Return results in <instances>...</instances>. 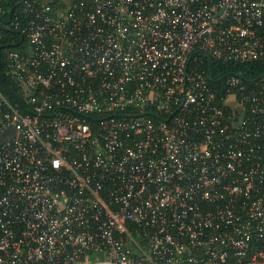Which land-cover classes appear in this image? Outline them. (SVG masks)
I'll return each instance as SVG.
<instances>
[{"label": "built area", "instance_id": "obj_1", "mask_svg": "<svg viewBox=\"0 0 264 264\" xmlns=\"http://www.w3.org/2000/svg\"><path fill=\"white\" fill-rule=\"evenodd\" d=\"M10 5L0 264H264V0Z\"/></svg>", "mask_w": 264, "mask_h": 264}, {"label": "trees", "instance_id": "obj_2", "mask_svg": "<svg viewBox=\"0 0 264 264\" xmlns=\"http://www.w3.org/2000/svg\"><path fill=\"white\" fill-rule=\"evenodd\" d=\"M16 0H4L6 7L10 5V2ZM17 6V4H16ZM20 38V35H18ZM209 71L215 75L213 80H218V82H223L224 76L229 72H241L243 76L246 78V81H252L257 78L259 75L264 74V59L262 60H250L244 61L237 65H233L232 63H216L212 61L208 63ZM224 75V76H223Z\"/></svg>", "mask_w": 264, "mask_h": 264}, {"label": "water", "instance_id": "obj_3", "mask_svg": "<svg viewBox=\"0 0 264 264\" xmlns=\"http://www.w3.org/2000/svg\"><path fill=\"white\" fill-rule=\"evenodd\" d=\"M13 8H14V5H13V3H11V5H10V9H9V14H11V13H12V11H13Z\"/></svg>", "mask_w": 264, "mask_h": 264}]
</instances>
